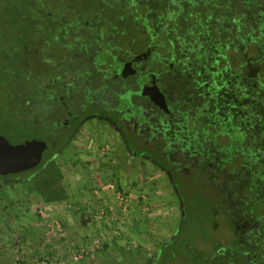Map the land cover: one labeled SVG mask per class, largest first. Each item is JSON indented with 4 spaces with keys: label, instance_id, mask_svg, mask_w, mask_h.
<instances>
[{
    "label": "trees",
    "instance_id": "1",
    "mask_svg": "<svg viewBox=\"0 0 264 264\" xmlns=\"http://www.w3.org/2000/svg\"><path fill=\"white\" fill-rule=\"evenodd\" d=\"M127 92L132 111L116 112ZM90 118L115 121L180 200L152 264H264V0H0V135L45 142L39 169ZM197 231L209 254L169 255Z\"/></svg>",
    "mask_w": 264,
    "mask_h": 264
},
{
    "label": "rangeland",
    "instance_id": "2",
    "mask_svg": "<svg viewBox=\"0 0 264 264\" xmlns=\"http://www.w3.org/2000/svg\"><path fill=\"white\" fill-rule=\"evenodd\" d=\"M117 193L123 194L125 203L117 200ZM81 207L88 227L95 228L89 237L84 235L85 220H73L75 230L67 225L68 215L77 214ZM114 208L125 215L135 212L138 227L137 233L129 232L126 230H130L132 221L125 220L124 226L121 223L120 237L125 243L116 254L118 264H152L175 238L183 220L180 200L168 174L148 159L130 154L110 124L90 118L63 151L39 169L0 182V264H85L102 251V245L79 261L71 260V254L84 239L100 236L96 229L101 230L102 221ZM212 215L216 218L217 212ZM206 228L209 234L216 232L217 221L208 222ZM221 233L220 241L226 244L227 235ZM182 238L197 244L202 256L210 248L201 231L183 234ZM187 243L178 242L169 249V255L173 256L176 248L192 254L190 245H183ZM201 253L195 254L202 257ZM112 258L111 264H117ZM167 264L191 262L178 254Z\"/></svg>",
    "mask_w": 264,
    "mask_h": 264
},
{
    "label": "water",
    "instance_id": "3",
    "mask_svg": "<svg viewBox=\"0 0 264 264\" xmlns=\"http://www.w3.org/2000/svg\"><path fill=\"white\" fill-rule=\"evenodd\" d=\"M133 95V92H127L120 97L117 112L133 107ZM149 100L159 109L167 110L164 97L160 91L154 89L149 92ZM46 149V143L39 140H25L13 145L0 135V176L20 174L35 168L40 164Z\"/></svg>",
    "mask_w": 264,
    "mask_h": 264
},
{
    "label": "crops",
    "instance_id": "4",
    "mask_svg": "<svg viewBox=\"0 0 264 264\" xmlns=\"http://www.w3.org/2000/svg\"><path fill=\"white\" fill-rule=\"evenodd\" d=\"M76 200H73V204H76V202H74ZM57 201H54V203H56ZM136 203V202H135ZM76 211V210H75ZM78 212V211H77ZM85 212L83 211V208H80V211L76 214V213H71L70 215H68V221L67 225L69 227H71L72 230H75L74 225H75V221L78 218H81L82 221L80 220V223H84V220L86 221L87 225H83V228L86 229L84 230V235L86 236H90L93 232L92 230L95 229L93 228V226L88 227L89 222L87 221V217L85 216ZM137 214L134 212L133 213H129V214H121V212L119 210H114L112 212H108L105 219L102 221V227L100 228L101 230H97V233H100V236L103 237L102 239V251L100 253H98V255H96L95 257H89L84 263L85 264H111L110 260L112 258V260L116 259L115 261L117 262V264L119 263L117 260L119 259L118 256L116 255L117 252H120L123 248H121V244L125 243V239L121 238L120 236L122 235L120 229H122L120 227V225H122L121 223H123V226L125 224V220L129 219L130 221H132V227L130 228V230H126V231H133L134 233H137L136 229H138L137 227ZM108 216V217H107ZM134 220V221H133ZM112 222V223H111ZM134 222V223H133ZM97 228V227H96ZM127 232V234L129 233ZM97 234V235H98ZM130 234V233H129ZM131 235H133L131 233ZM125 236V235H124ZM141 240V239H140ZM139 240V241H140ZM143 242H145L144 240H141ZM114 264V262H113Z\"/></svg>",
    "mask_w": 264,
    "mask_h": 264
},
{
    "label": "built area",
    "instance_id": "5",
    "mask_svg": "<svg viewBox=\"0 0 264 264\" xmlns=\"http://www.w3.org/2000/svg\"><path fill=\"white\" fill-rule=\"evenodd\" d=\"M116 198L119 202H126V200H124L123 194L121 195L120 193H117ZM102 239V236L84 239L83 243L71 254L70 259L73 261H79L89 253L100 250Z\"/></svg>",
    "mask_w": 264,
    "mask_h": 264
},
{
    "label": "flooded vegetation",
    "instance_id": "6",
    "mask_svg": "<svg viewBox=\"0 0 264 264\" xmlns=\"http://www.w3.org/2000/svg\"><path fill=\"white\" fill-rule=\"evenodd\" d=\"M151 91H153V89L152 88H150V89H148V92H147V97H148V101H149V92H151ZM133 97H134V95H133ZM133 97H132V102H133V104L135 105V103H134V101H133ZM120 101V100H119ZM119 101H118V103H117V105L115 106V108H114V110L117 112V107H118V104H119ZM134 105H133V107H134ZM155 106V105H154ZM132 107V108H133ZM132 108H130V109H126V110H124V111H122L123 113H129V112H131L132 111ZM120 113V112H119ZM105 122H107L108 124H110L112 127H113V129L117 132V134H119L118 133V129H117V126H116V123H115V121H105ZM30 140H33V139H30ZM25 141V140H24ZM45 152V151H44ZM44 154V153H43ZM42 157H43V155H42ZM42 161V160H41ZM41 163V162H40ZM39 166V165H38ZM38 166H36L35 168H33L32 170H35ZM37 170V169H36ZM1 182H5V181H1ZM183 245H190V248H191V250L193 251L192 252V254L193 253H196V252H198V253H201L203 250H198L197 249V244H195V243H187V244H183ZM210 248L209 249H205L206 251L204 252V254L205 255H207V254H209V252H210V250L212 249V247L214 246V244H207ZM223 246L224 245H226V244H222ZM180 246H182V244H180ZM187 247V246H186ZM181 255L182 256H184L185 255V253H181ZM201 255H203V252L201 253ZM191 262V261H190ZM192 264V263H191Z\"/></svg>",
    "mask_w": 264,
    "mask_h": 264
}]
</instances>
